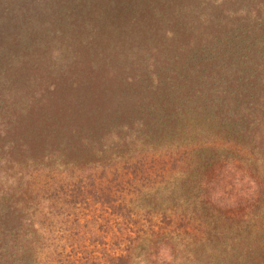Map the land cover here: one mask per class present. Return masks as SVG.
<instances>
[{
  "label": "trees",
  "instance_id": "16d2710c",
  "mask_svg": "<svg viewBox=\"0 0 264 264\" xmlns=\"http://www.w3.org/2000/svg\"><path fill=\"white\" fill-rule=\"evenodd\" d=\"M225 170L261 190L229 216ZM179 180L201 201L165 200ZM214 240L264 264V0H0V264H211Z\"/></svg>",
  "mask_w": 264,
  "mask_h": 264
},
{
  "label": "rangeland",
  "instance_id": "374dc122",
  "mask_svg": "<svg viewBox=\"0 0 264 264\" xmlns=\"http://www.w3.org/2000/svg\"><path fill=\"white\" fill-rule=\"evenodd\" d=\"M213 117H215V115L211 114V116L205 117V119H211ZM229 127H230V124H229ZM236 179L237 177H235V181L233 180V182L229 184V170H225L224 181L222 184L224 188H221V187L216 188L214 186L213 194L217 196V198L214 199L212 203L214 205H217V208L220 209L221 212L227 214L228 216H229V213L233 211L232 209H235L231 207V204L234 202V199L232 201H229V197L237 195L236 194L237 192L239 193L241 191H244L245 194L246 193L248 194L249 198L254 199L257 197L256 194H260L261 192L260 189H255L256 193H254L255 190H252L249 192L246 184L239 183L236 181ZM214 180H217V178H215ZM245 183L247 182L245 181ZM167 188H168L167 190L168 193L165 196H163L165 200H172V202L175 201L177 203L179 200V201H183L182 204L192 203L194 201L196 202L201 201V198H202L201 194H202L203 188H197L194 184H191L190 182H185V180H179L177 181L176 184L167 186ZM238 198L242 200L241 196H238ZM251 203L253 202L251 201ZM240 204H246V203L245 201H242ZM208 219L211 220V218L207 216V220ZM225 245L226 243H224L222 240L221 241L214 240L211 243L210 248H208L210 250L209 255L207 257H203V261L209 260L211 264H219L220 262L222 263L221 252L227 253L228 251L226 248H224ZM199 260H200V256L198 257V261Z\"/></svg>",
  "mask_w": 264,
  "mask_h": 264
}]
</instances>
